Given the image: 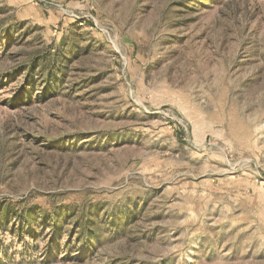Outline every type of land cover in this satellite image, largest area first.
Here are the masks:
<instances>
[{
  "label": "rangeland",
  "instance_id": "rangeland-1",
  "mask_svg": "<svg viewBox=\"0 0 264 264\" xmlns=\"http://www.w3.org/2000/svg\"><path fill=\"white\" fill-rule=\"evenodd\" d=\"M0 264H264V0H0Z\"/></svg>",
  "mask_w": 264,
  "mask_h": 264
},
{
  "label": "trees",
  "instance_id": "trees-1",
  "mask_svg": "<svg viewBox=\"0 0 264 264\" xmlns=\"http://www.w3.org/2000/svg\"><path fill=\"white\" fill-rule=\"evenodd\" d=\"M1 219V218H0Z\"/></svg>",
  "mask_w": 264,
  "mask_h": 264
}]
</instances>
